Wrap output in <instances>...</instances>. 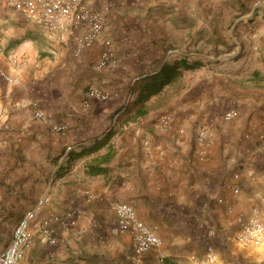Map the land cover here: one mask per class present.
I'll use <instances>...</instances> for the list:
<instances>
[{"label": "crops", "instance_id": "obj_1", "mask_svg": "<svg viewBox=\"0 0 264 264\" xmlns=\"http://www.w3.org/2000/svg\"><path fill=\"white\" fill-rule=\"evenodd\" d=\"M7 1L0 0V69L16 80L0 76V253L42 200L19 264H202L208 248L218 264H264V243L248 249L235 240L237 214L256 208L264 223L257 139L264 134V6L88 0L110 8L102 34L78 52L82 28L51 31ZM104 38L120 60L115 68L97 66ZM180 57L202 63L183 69L137 114L138 80ZM91 86L118 94L86 99ZM230 108L236 116L222 120ZM200 126L211 140L204 158ZM115 201L132 205L160 236L158 249L133 252L130 235L116 229Z\"/></svg>", "mask_w": 264, "mask_h": 264}, {"label": "built area", "instance_id": "obj_2", "mask_svg": "<svg viewBox=\"0 0 264 264\" xmlns=\"http://www.w3.org/2000/svg\"><path fill=\"white\" fill-rule=\"evenodd\" d=\"M7 2L19 11L27 22L45 26L51 31L71 32L76 28H82L81 34L75 37V49L78 52L91 46L102 34L110 8L109 4L94 8L88 0H8ZM253 5L264 6V0H253ZM119 62L112 41L104 38L97 66L100 68H115L119 65ZM0 76L10 82L16 80L15 77L7 74L2 68L0 69ZM117 94V91L91 86L86 90V99L94 98L106 101L114 98ZM236 114L237 112L230 108L221 113V118L224 121H230ZM34 115L42 117L43 113L36 109ZM168 119V116H164L162 121L166 123ZM52 130L56 133H64L66 126L64 124H54ZM257 139L259 141L258 147L264 153V134L259 133ZM196 141L199 157L204 158L206 148L211 140L203 126L198 127L196 130ZM247 172L248 174L252 173L251 170ZM234 176L237 177V174ZM234 190L237 191L238 188L235 187ZM218 200L221 201L222 199L219 198ZM41 203L42 200L38 201L33 208L27 210L19 219L10 243L0 253V264H19L25 248L32 241L29 222L33 219L35 211ZM111 208L115 214L117 231L130 235L131 247L135 254H142L161 246L160 236L143 220L138 218L132 205L115 201L112 203ZM236 223L235 240L239 245L254 248L264 243V223L260 219L256 208L252 209L249 216H244L241 213L237 214ZM41 225H44L41 227L42 234L50 239V230L46 226V221H43ZM202 264H218L217 253L214 249L208 248Z\"/></svg>", "mask_w": 264, "mask_h": 264}, {"label": "trees", "instance_id": "obj_3", "mask_svg": "<svg viewBox=\"0 0 264 264\" xmlns=\"http://www.w3.org/2000/svg\"><path fill=\"white\" fill-rule=\"evenodd\" d=\"M201 61L197 59L188 60L186 57L175 58L171 63L164 64L162 68L156 73L146 75L140 78L137 82L136 92L137 96L135 99L136 104H140L136 109L137 114H143L144 101L149 97L158 94L163 86L171 81H176L183 69H195L201 65ZM248 249H255L247 247Z\"/></svg>", "mask_w": 264, "mask_h": 264}]
</instances>
